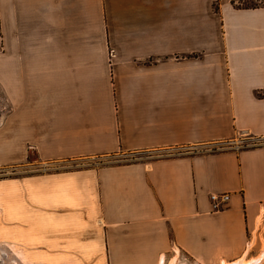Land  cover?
Segmentation results:
<instances>
[{
	"label": "crops",
	"instance_id": "crops-1",
	"mask_svg": "<svg viewBox=\"0 0 264 264\" xmlns=\"http://www.w3.org/2000/svg\"><path fill=\"white\" fill-rule=\"evenodd\" d=\"M237 2L0 0V165L56 166L0 178V243L26 264H264V6Z\"/></svg>",
	"mask_w": 264,
	"mask_h": 264
},
{
	"label": "rangeland",
	"instance_id": "rangeland-1",
	"mask_svg": "<svg viewBox=\"0 0 264 264\" xmlns=\"http://www.w3.org/2000/svg\"><path fill=\"white\" fill-rule=\"evenodd\" d=\"M247 3H254L256 0H247ZM0 93V121L4 115V104L2 103ZM253 143L247 140H242L239 145L243 147L251 146ZM224 145L217 144L211 146H201V147H189V146H179L172 148H164L158 150H150L146 152H138L131 154H120L115 156H93L89 158L82 159L79 164L85 165H100L107 163H116V162H127L134 161L136 159L144 160L151 159L154 157H163L168 155H182V154H192V153H207L220 150ZM54 165H38L37 157L33 152L29 153L28 160L25 164H13V165H0V178L3 177H15L21 176L23 174L45 171L48 169H55ZM21 253L20 249L14 246H8L3 243H0V264H26L20 259ZM161 264H195L185 255L178 253L169 254L162 261Z\"/></svg>",
	"mask_w": 264,
	"mask_h": 264
},
{
	"label": "built area",
	"instance_id": "built-area-1",
	"mask_svg": "<svg viewBox=\"0 0 264 264\" xmlns=\"http://www.w3.org/2000/svg\"><path fill=\"white\" fill-rule=\"evenodd\" d=\"M209 199H210L212 210H219V209H222L226 205L229 199V193H226V192L210 193Z\"/></svg>",
	"mask_w": 264,
	"mask_h": 264
},
{
	"label": "trees",
	"instance_id": "trees-1",
	"mask_svg": "<svg viewBox=\"0 0 264 264\" xmlns=\"http://www.w3.org/2000/svg\"><path fill=\"white\" fill-rule=\"evenodd\" d=\"M247 0H238L237 6L239 7H257L264 6V0H256L254 3H247Z\"/></svg>",
	"mask_w": 264,
	"mask_h": 264
},
{
	"label": "bare ground",
	"instance_id": "bare-ground-1",
	"mask_svg": "<svg viewBox=\"0 0 264 264\" xmlns=\"http://www.w3.org/2000/svg\"><path fill=\"white\" fill-rule=\"evenodd\" d=\"M222 264H250V261L244 260L243 257H241L237 260L230 261V262L223 261Z\"/></svg>",
	"mask_w": 264,
	"mask_h": 264
}]
</instances>
